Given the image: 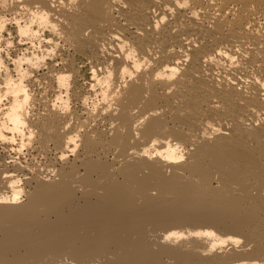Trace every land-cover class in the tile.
Masks as SVG:
<instances>
[{
    "label": "bare ground",
    "instance_id": "obj_1",
    "mask_svg": "<svg viewBox=\"0 0 264 264\" xmlns=\"http://www.w3.org/2000/svg\"><path fill=\"white\" fill-rule=\"evenodd\" d=\"M56 14L68 47L59 66L37 73L48 81L37 111L53 96L63 103L69 84L50 74L64 70L74 74V106L71 118L47 111L31 121L38 138L28 156L32 164L43 154L59 180L0 152V192L7 172L26 176L28 192L25 204L0 206V264H264V0H79ZM114 35L149 67L122 89L116 115L88 118L79 104L89 69L114 61L119 74L125 64L99 51L115 47ZM209 124L221 129L212 138ZM80 127V151L61 163L56 153ZM154 138L157 151L181 144L186 161L131 151ZM215 228L244 244L229 251L231 234Z\"/></svg>",
    "mask_w": 264,
    "mask_h": 264
},
{
    "label": "clouds",
    "instance_id": "obj_2",
    "mask_svg": "<svg viewBox=\"0 0 264 264\" xmlns=\"http://www.w3.org/2000/svg\"><path fill=\"white\" fill-rule=\"evenodd\" d=\"M79 0H48V7H42L38 0H0V152H5L7 159L5 163L25 168L27 172L41 173L40 179L46 183L59 180L58 169L43 165L44 155L37 160L32 157L29 164L28 153L34 151L37 141L38 129L32 126L31 121L46 115L47 111L56 112L60 116L71 118L74 102L71 96V84L74 74L71 71H60L50 74L56 81L64 80L69 84L67 89H60L64 97L63 103L56 102V96L48 101L47 109L37 111V89H40V97L46 95L43 91L47 80L41 82L37 73L47 71L49 64H60V52L68 47L65 32L62 28L64 21L56 13L61 9L72 12L77 8ZM186 6V5H181ZM87 36L88 32L85 31ZM112 39L116 42L100 44L101 55L107 53L112 55L116 52L122 57L125 64L121 66L119 74L113 71L114 61L102 65L99 68L91 67L87 78L82 81L86 85V91L80 98V108L88 118L104 116L108 113L116 115L119 112L117 100L121 98L122 89L127 83L134 80L136 75L149 67L147 57L137 58L136 49L131 46L130 41L114 35ZM235 60V57L232 58ZM86 63H91L90 61ZM81 69L85 64H80ZM178 74V70L173 69ZM171 78H174L171 77ZM33 82L36 88L32 86ZM145 116L134 124V128L142 126ZM87 121H85L86 123ZM94 123V122H93ZM115 121L112 127H115ZM69 125L65 124V131ZM208 138H212L221 129L213 127ZM53 131L52 129L49 130ZM83 127L70 132L64 138L63 148L56 153L57 160L61 163L67 159L75 158L82 146ZM111 134V133H110ZM138 136L139 133L137 132ZM157 139H153L139 152L131 150L137 158L149 161L160 158L165 163L180 164L186 161L187 153L178 142L170 145L163 151H157ZM170 172L171 169L169 168ZM8 180L6 191L0 192V206L8 205L18 207L26 203L28 192L24 186L26 176H17L14 172L3 174ZM186 238V237H185ZM167 239V237H166ZM231 245L224 247L231 251L232 247L240 248L244 241L240 237L229 236ZM252 245L249 244L250 248ZM33 259H41L36 256ZM253 264H260L253 261Z\"/></svg>",
    "mask_w": 264,
    "mask_h": 264
},
{
    "label": "rangeland",
    "instance_id": "obj_3",
    "mask_svg": "<svg viewBox=\"0 0 264 264\" xmlns=\"http://www.w3.org/2000/svg\"><path fill=\"white\" fill-rule=\"evenodd\" d=\"M80 82H81V81H80ZM0 156H1V155H0ZM4 156H5V155H4ZM185 227H186V226H185ZM187 227H188V228H187ZM187 227H186V228H187L188 230L196 229L195 227H194V228L192 227V229H190L191 226H190V228H189V226H187ZM182 228H183V230H185L184 227H182ZM176 229L179 230V228H176ZM176 229H174V230H176ZM187 229H186V230H187ZM180 230H181V228H180ZM183 230H182V231H183ZM215 230H216L217 234H219V235L222 236V237H223V236H226V237H227V235L229 236V235L231 234V233H226V231H225L224 229H220V228L217 229V228H215ZM222 230L225 231V232H223ZM220 231H222V232H220ZM220 233H221V234H220ZM222 233H225V235L222 234ZM226 234H227V235H226ZM230 236H233V235L231 234ZM243 240H244V239H243ZM165 259H166V260H165ZM162 261L164 262V264H165V261H166V263L171 262V260H168L167 257H166V258L163 257ZM167 261H168V262H167Z\"/></svg>",
    "mask_w": 264,
    "mask_h": 264
}]
</instances>
